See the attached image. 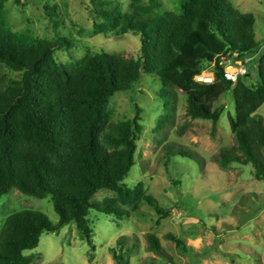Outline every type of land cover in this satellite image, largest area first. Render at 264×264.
I'll return each mask as SVG.
<instances>
[{
    "label": "trees",
    "instance_id": "1",
    "mask_svg": "<svg viewBox=\"0 0 264 264\" xmlns=\"http://www.w3.org/2000/svg\"><path fill=\"white\" fill-rule=\"evenodd\" d=\"M91 2L92 11L102 19L94 22L96 33L140 35L137 57L102 51L69 68L55 57L58 50L74 46L73 39L59 31L57 5L44 4L56 35L41 39L13 31L4 0L0 2V200L14 188L37 198L51 196L59 215L57 224L32 209L5 218L0 264H31L26 251L39 246L44 232L60 233L73 223L95 250L94 210L118 219L131 214L124 206L135 210L146 201L161 217L171 215L142 183L131 188L125 181L136 165L143 131L140 114L114 121L109 109L112 97L131 89L144 73L160 78L162 84L167 114L160 128L173 122L176 89L185 94L188 116L211 120L214 126L228 103L221 100L230 93L235 114L229 113V120L236 143L222 148L216 160L225 169L252 165L254 177L264 181V117L258 113L264 105V54L257 84H249L252 59L247 74L237 82L228 80L220 65L223 57L239 64L260 53L264 43L257 38L256 15L241 11L230 0H180L178 12L155 13L137 5L123 10L117 0ZM3 66L20 72V77H8ZM209 68L214 79L200 80ZM168 154L202 161L182 147L170 146ZM103 189L116 197L95 199ZM166 237L182 252L196 254L182 237L174 233ZM147 238L149 249L161 254L160 238L153 232ZM127 240L121 236L110 248L117 264H132L133 249L126 247Z\"/></svg>",
    "mask_w": 264,
    "mask_h": 264
},
{
    "label": "rangeland",
    "instance_id": "2",
    "mask_svg": "<svg viewBox=\"0 0 264 264\" xmlns=\"http://www.w3.org/2000/svg\"><path fill=\"white\" fill-rule=\"evenodd\" d=\"M57 5L61 25L59 31L74 41L70 50L55 54L59 63L69 68L79 66L91 53L107 51L127 57H137L141 51V37L135 32L123 36L96 33L91 0H4V11L10 28L41 39H53L56 30L46 14L44 4ZM123 10L140 6L150 13L180 10V0H117ZM243 12L257 17L256 34L264 43V0H230ZM1 2V0H0ZM1 9V7H0ZM252 59L249 84L259 80V59ZM237 67L238 64L234 62ZM250 67V66H248ZM2 72L18 78L20 72L6 66ZM214 79L213 68L201 77ZM158 77L144 73L131 89L112 97L109 109L114 121L141 116L143 131L138 141L136 165L126 178L131 188L142 183L147 192L169 209V217H161L148 202L138 209H129L130 216L118 218L92 211L94 228L93 247L79 234L76 224L66 225L60 233L44 232L38 247L26 251L31 264H117L110 250L121 236H127V246L133 249L132 264H264V181L254 177L252 165L233 164L222 168L216 157L224 147L236 143L229 113L235 114L230 93L226 110L214 126L211 120L193 119L187 114L185 94L176 89L177 105L173 122L160 128L167 114L165 100L160 94L162 84ZM264 117V105L258 111ZM170 146L182 147L194 153L197 160L169 155ZM192 157V158H193ZM116 197L110 190H100L95 199ZM24 209L39 210L57 224L52 197L37 198L18 188L12 189L0 200V231L9 215ZM155 233L162 243V253L149 249L147 234ZM174 233L186 240L196 254L182 252L166 235ZM92 257V259H91Z\"/></svg>",
    "mask_w": 264,
    "mask_h": 264
},
{
    "label": "built area",
    "instance_id": "3",
    "mask_svg": "<svg viewBox=\"0 0 264 264\" xmlns=\"http://www.w3.org/2000/svg\"><path fill=\"white\" fill-rule=\"evenodd\" d=\"M253 58H255V57H253ZM253 58H248L244 62L240 61L238 66L236 67L234 65L233 60H231L227 57H223L220 61V65L222 67H224V69H225V71H224L225 77L230 81L237 82L242 75L247 74V72H248L247 64ZM207 76H211V77H209L210 78L209 81L213 80L211 73L207 74ZM202 79H204V78L202 77Z\"/></svg>",
    "mask_w": 264,
    "mask_h": 264
},
{
    "label": "water",
    "instance_id": "4",
    "mask_svg": "<svg viewBox=\"0 0 264 264\" xmlns=\"http://www.w3.org/2000/svg\"><path fill=\"white\" fill-rule=\"evenodd\" d=\"M200 80H203L202 77L199 78Z\"/></svg>",
    "mask_w": 264,
    "mask_h": 264
},
{
    "label": "crops",
    "instance_id": "5",
    "mask_svg": "<svg viewBox=\"0 0 264 264\" xmlns=\"http://www.w3.org/2000/svg\"><path fill=\"white\" fill-rule=\"evenodd\" d=\"M258 56V55H257Z\"/></svg>",
    "mask_w": 264,
    "mask_h": 264
}]
</instances>
